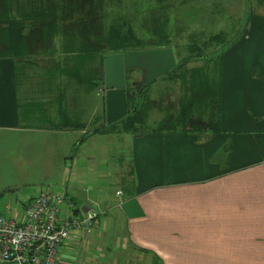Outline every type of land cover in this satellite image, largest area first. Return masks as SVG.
I'll use <instances>...</instances> for the list:
<instances>
[{
    "label": "crops",
    "instance_id": "crops-1",
    "mask_svg": "<svg viewBox=\"0 0 264 264\" xmlns=\"http://www.w3.org/2000/svg\"><path fill=\"white\" fill-rule=\"evenodd\" d=\"M202 1L184 0L187 29L193 13L207 12ZM228 3L216 11L226 7L236 19H220L208 38L216 41L218 132L160 130L161 116L137 133L87 134L104 116V92L98 105L88 98L97 56L84 46L86 38L58 36L56 48H45V41L26 54L0 53V170L12 163L19 179L35 181L25 204L54 177L62 179L57 191L73 213L103 210L90 231L58 248L61 264H264V0ZM167 22L155 19L153 31L167 29ZM187 38L200 51L190 68H205L196 63L205 49ZM184 93L180 83L175 112ZM105 172L121 184L115 197L129 195L118 202L120 211L110 203V187L97 180Z\"/></svg>",
    "mask_w": 264,
    "mask_h": 264
},
{
    "label": "rangeland",
    "instance_id": "rangeland-1",
    "mask_svg": "<svg viewBox=\"0 0 264 264\" xmlns=\"http://www.w3.org/2000/svg\"><path fill=\"white\" fill-rule=\"evenodd\" d=\"M29 1L30 0H15L10 3V6H13L14 14H16L18 18L23 16L22 13L25 14V12H31V10L33 9V7L28 4ZM43 1L46 2L47 0ZM101 1V10H99V15L101 16V19L100 21H98V27H100L98 28V32L100 34L98 36L104 35L107 29L112 25L124 26L122 28L123 32L127 28L131 27L133 29L134 36L140 40L139 46H142L141 48H154L160 47V45L162 44H171L175 48V56L177 58L176 61H181L185 58L190 59L197 53H200V51L198 52L195 50H190V48L194 46V44L191 43L192 40L190 41V39L187 38V35H191V37H193L194 39L193 41L199 44L200 46L202 45V49H205L204 56L206 58L204 57L203 61H196V63H198V65H203L204 62L206 67V71L204 72L212 78L215 77L212 66L215 64L216 41L214 42V40L208 38L211 34H215L217 32L218 22L220 21V19H223L224 22H227L230 20L234 21V18L237 17L236 13L234 14L233 12L227 10L226 7H224V10L226 11H223L222 13L216 11L221 4L228 5V2H230V0L202 1V5L205 9H207V12L193 13L196 17V20L193 22L191 28L189 29H187V26L185 25V18L187 15L185 11L183 12V9L185 10V4L183 3L184 0H178L171 6L163 5L164 2H162V0L160 4L161 6H159L160 2L158 3L157 0H144V5L140 6L135 5V0H111V2L110 0L109 2L108 0ZM240 1L241 3L244 2V0ZM34 3L39 6L41 0H38V2ZM105 7H107L108 10H106ZM58 8L60 9V7ZM2 10L3 7L0 2V15L3 14ZM202 18L207 25L202 30H199L200 28H198L196 24H200L198 20H201ZM155 19H157L159 23L162 22L164 19H168L171 24H167V29H163L161 32H159V30L153 31L155 30ZM71 20L72 19L66 21L58 20L59 26L61 28H59L58 31H56L54 34H52V36L46 39L47 45L44 46L45 48H56V46L58 45L54 42V39H56L58 36H64L66 39L67 37L72 36L75 37V42L78 41L77 37L81 35L77 32L78 27L74 25L72 26ZM1 26L2 25L0 24V28ZM31 26L32 25L28 23V20L24 21V27L22 31L25 35L29 34ZM97 38L98 37H96L95 34L93 37L91 36L88 38L89 42H92V44H89V47L96 49L95 54L97 56L94 75L92 73V66L90 72H88V74H90L91 79H95V85H93V88H95L96 91L95 89L94 91L91 90L92 92L88 95V98L91 103L95 102L98 105L99 101H101V96L99 93L104 92L103 84L97 82L101 79L103 75L102 56L105 52V49L101 50L97 43ZM0 39H2L1 34ZM170 41H172V43H169ZM203 41H206V44H202ZM33 44L34 43H30V47H32ZM68 45L70 44L64 43V46L66 48H68ZM35 46L39 47L40 45ZM73 46L76 50H78V48L82 45H80V43H74ZM1 47L3 46L0 43V48ZM59 47H61L60 44ZM192 63L188 61L186 66L190 68V66L193 65ZM179 72L182 73V70H179L177 73ZM141 76L142 72L139 70H133L128 75L127 88L130 94L134 93L132 94L134 97L131 100V105L132 102L133 104L137 103V106L139 108H142L144 105H148L149 109L147 110V114L144 118V126H153L154 122L161 118V116L166 119L171 114L175 113L176 102L174 101V98L176 95L175 93L177 92V86L181 83V80L179 79L178 81V77L174 75L172 71L170 72L169 70V72L167 71L163 75L159 76L155 80L145 85L141 93L135 94V89L131 86V83L132 81H139L141 79ZM170 76L172 78H170ZM125 119L126 117L118 119L117 121L113 122V126L107 125V129L124 130L123 126L125 124ZM102 120L103 118L98 120L97 125L101 124ZM137 128H143V126H138ZM7 165L8 166L4 167L3 170H0V212L4 213V215L19 216V212H22L24 209L23 204H25L28 192L33 188L32 186H35V181H31V183H28V175H26V178L19 179L17 177L18 172L16 173L10 168L12 163H8ZM33 175L36 177L40 176L39 173H33ZM101 175V173L98 174V176L101 178H97V180L102 181L104 184H107L110 187L112 191L110 203L112 207L116 206L115 211H120V208L117 206L118 202L122 201L123 198H128L129 195L123 194L119 198L115 197L114 192L117 189H121V184L119 183L118 179L114 174L109 172H105L104 175ZM39 180L40 181L38 182H41V179ZM61 180L62 179H55L54 177H50L48 181H43L46 183V187H44L43 189L53 188L55 192H58L57 184ZM76 202L77 206L80 208V201ZM68 213V210L63 211V214Z\"/></svg>",
    "mask_w": 264,
    "mask_h": 264
},
{
    "label": "trees",
    "instance_id": "trees-1",
    "mask_svg": "<svg viewBox=\"0 0 264 264\" xmlns=\"http://www.w3.org/2000/svg\"><path fill=\"white\" fill-rule=\"evenodd\" d=\"M13 1L15 0H0L3 7V14L0 15V24L2 25L0 28L2 37L0 43L3 46L0 49L1 54H26L31 52L30 43L35 45L44 43L47 38L61 28L58 20L66 21L70 19H72V26L78 27L77 32L80 33L81 37L86 38L85 47L89 46V42H87L89 37H93L94 34L98 37L97 43L99 47L101 50L105 49L102 61H104V55L107 53L120 52L127 49H141L142 47L139 46L140 40L134 36L131 27L123 32L122 28L124 26L112 25L104 35L98 36L100 34L98 32V28H100L98 27V21L101 19L99 15L101 0H47L46 2L41 0L39 6L34 3L38 2V0H30L28 4L33 9L31 12L22 13L23 16L20 18L14 14L13 6H10ZM26 20L32 25L28 35H25L22 31ZM163 45L169 46L167 44L160 46ZM195 48L196 45L192 46L190 50L193 51ZM198 57H200V53H198ZM188 61L189 59L187 58L176 61L175 66L170 69V72L172 71L181 80L185 93L179 100L177 111L162 120L158 129L174 130L189 127L194 130H200L201 126H206L210 132H218L219 89L216 76L214 75L215 77L213 76L214 78H212L205 73L206 67L188 68L186 66ZM215 69L214 67V73ZM179 70H182V73H177ZM130 72L125 73L127 113L123 116L126 117L123 129L137 133L145 128L144 118L149 107L144 105L139 108L137 103L133 104V102L131 105V100L134 97L132 94L134 93L130 94L127 88V79ZM103 75L99 80L101 82H103ZM76 78L81 80L80 73L76 75ZM131 86L135 89V94L141 93L144 89V87L137 89L132 83ZM108 126H113V123L108 124ZM108 126L104 125L102 120L101 124L87 134L105 130ZM138 126H143V128H137Z\"/></svg>",
    "mask_w": 264,
    "mask_h": 264
},
{
    "label": "built area",
    "instance_id": "built-area-1",
    "mask_svg": "<svg viewBox=\"0 0 264 264\" xmlns=\"http://www.w3.org/2000/svg\"><path fill=\"white\" fill-rule=\"evenodd\" d=\"M102 212L92 206L73 213L64 194L51 188L41 191L19 216L0 212V264H61L58 248L72 235L90 231Z\"/></svg>",
    "mask_w": 264,
    "mask_h": 264
},
{
    "label": "water",
    "instance_id": "water-1",
    "mask_svg": "<svg viewBox=\"0 0 264 264\" xmlns=\"http://www.w3.org/2000/svg\"><path fill=\"white\" fill-rule=\"evenodd\" d=\"M176 64L171 46L127 49L104 55V125L122 118L127 113L125 73L133 70L142 72L139 81L132 85L139 89L163 75Z\"/></svg>",
    "mask_w": 264,
    "mask_h": 264
}]
</instances>
